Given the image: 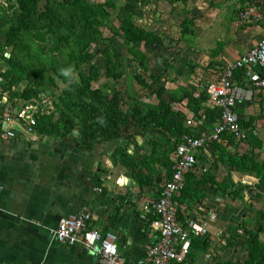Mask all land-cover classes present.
<instances>
[{
	"label": "crops",
	"instance_id": "0c3cea01",
	"mask_svg": "<svg viewBox=\"0 0 264 264\" xmlns=\"http://www.w3.org/2000/svg\"><path fill=\"white\" fill-rule=\"evenodd\" d=\"M205 1L151 0L145 9V17L139 18L163 35L165 50L184 59L176 68L185 69L190 62L195 66V72L188 77L168 74L162 80L167 78L177 83L178 91L180 86H185L196 97L203 89L202 85L218 79L221 66L234 62L264 37V0H214L211 7ZM253 3L259 6L261 16L255 21L243 22L240 12ZM227 10L233 14V19L229 29L222 28L227 33L226 40L203 50L194 48V43L188 44L186 36L198 37L205 30L203 28L220 26L227 17ZM187 17L193 19V24L189 26L191 34L184 36L181 29ZM155 19L159 20L158 25ZM169 57L165 58L168 63L163 67L175 68L169 64ZM4 66L0 52V73ZM238 72L235 77L240 82L243 74ZM171 88L177 91L176 87ZM177 94L185 95L187 92L182 90ZM0 97L3 101L1 114L7 111L14 113L23 102L11 97L1 85ZM164 98L169 99L167 94ZM172 104L175 110L185 112L189 133L211 130L220 118L208 126L207 107L215 108L210 100L198 113L188 106V98ZM253 106L258 107L256 111ZM235 110L248 136L256 130L257 134L253 135L264 139V129L259 122L264 114V88L256 90L252 100L240 102ZM188 116L201 124H188ZM252 118V125L243 123V120ZM10 125L17 129L18 135L0 140V264H100L97 253L92 249L61 244L54 239L59 221L85 207L93 214L91 227L117 234L124 264H141L142 261L143 264H151L146 258L148 247L156 242L157 236H153L151 226L156 215L153 210L148 211L144 203L160 197L163 182L172 174L171 155L176 147L174 136H170V145L163 147L160 161H155L152 164L154 170L149 172L142 161L151 157L152 132L137 136L139 146L129 143L126 147L129 156L124 159L115 155L118 140L95 138L88 142L78 131L62 136L43 133L36 127L28 131L21 126L29 132L27 134L16 127L15 121ZM225 135L230 134H224L223 139ZM218 144L223 147L220 151L211 145L201 149L197 154V164L185 174L184 186L187 183L188 189L202 178H207L209 183L195 191L199 194L196 197L192 198L187 191L183 193V188L174 197L178 204V219L184 225L191 219H202L208 223L209 230L205 235H193L188 256L175 264H249L250 236L264 243V221L260 223L256 217L257 210L262 209L255 206L256 197L264 193V189L258 186V178L233 170L228 164H221L219 169L212 168L221 151L243 153L248 145H232L225 139ZM263 149L257 148L259 156ZM137 158L142 159L139 161ZM134 161L141 164V168H134ZM211 172L215 181L226 183L233 180L236 187L242 185L243 197L224 192L212 181ZM253 264L261 263L256 261Z\"/></svg>",
	"mask_w": 264,
	"mask_h": 264
},
{
	"label": "trees",
	"instance_id": "16d2710c",
	"mask_svg": "<svg viewBox=\"0 0 264 264\" xmlns=\"http://www.w3.org/2000/svg\"><path fill=\"white\" fill-rule=\"evenodd\" d=\"M39 1L0 0V52L5 64L0 73L2 89L21 100L48 94L55 107L51 113L40 114L37 118L35 127L39 131L62 136L78 131L88 142L95 138L118 140L115 155L124 159L129 156L126 148L129 143L139 146L137 136L152 132L151 157L142 161L152 172V164L160 161L163 147L170 145V136L181 138L189 133L185 112L175 110L172 103L188 98V106L198 113L210 100L207 84L202 85L197 97L185 86L179 88L187 92L185 95H178L179 91L166 84L152 89L162 79L151 70L145 47L157 49L160 56L167 58L165 40L150 25L141 26L135 19L145 17V9L151 0H125L122 4L115 0H47L44 9H39ZM115 19L119 25L115 24ZM192 24L193 19L187 17L181 29L184 36L191 34L189 26ZM105 28H109L112 35H105ZM113 35L122 38L136 63L150 72L151 81L140 73H135V76L149 89L146 96L151 101H145V96L138 92L125 91L119 86L126 73L128 59L113 43ZM102 44L105 45L103 49L100 48ZM94 46L99 47L97 54L103 58V65L93 63L97 55L92 49ZM164 70L167 71L168 66H164ZM238 71H235L236 76ZM194 72L195 66L191 62L185 69H176V73L186 77ZM103 77L107 80L101 83ZM95 83L101 84L94 86ZM165 94L168 100L164 98ZM207 108L206 121L208 126H212L220 117V109ZM253 121L254 118L243 120V123L250 126ZM157 134L159 136L155 137ZM225 136L228 143L236 146L245 143L248 149L243 153L221 151L212 168L219 169L221 164H228L233 170L257 177L259 186L264 189V158L261 159L257 151V148H264V139L253 133L243 142L236 141L231 135ZM218 143L215 141L211 146L220 151L223 147ZM137 159L141 161L142 158ZM133 163L134 168L141 165ZM212 181L224 192L243 197V186L236 187L233 180L220 183L212 174ZM206 183H209L207 178L199 179L189 189L186 183L183 193L187 191L192 198L196 197L199 195L196 192ZM257 194L261 195L258 191ZM256 217L260 223L263 222L264 209L257 210ZM250 245L248 263L257 261L264 264V243L250 236Z\"/></svg>",
	"mask_w": 264,
	"mask_h": 264
},
{
	"label": "built area",
	"instance_id": "2783aa9c",
	"mask_svg": "<svg viewBox=\"0 0 264 264\" xmlns=\"http://www.w3.org/2000/svg\"><path fill=\"white\" fill-rule=\"evenodd\" d=\"M240 16L243 22L258 20L261 16L260 8L253 3L243 9ZM219 70L218 79L207 83L210 103L220 109L219 120L211 130L200 129L197 133H185L181 138H173L176 147L171 155L172 174L163 182L160 197L144 203L145 208L153 210L156 215L151 222L152 234L157 236L156 242L148 247L146 258L151 264L184 261L192 247V236L205 235L209 231L208 223L202 219H191L184 225L178 219V204L174 197L184 186L185 174L197 164V154L201 149L215 141H223L224 134H230L239 142L248 139V133L235 109L240 102L252 100L256 90L264 88V37L247 53L221 66ZM238 70L243 74L240 82L235 78V71ZM0 81H3L2 76ZM2 102L0 97V140L18 135L17 129L10 125L13 121L30 131L36 126L40 114L51 113L54 109L44 94L39 98L23 100L14 113L7 111L1 114ZM194 121V118L188 116V124H201ZM253 133L257 134L256 130ZM92 217V212L85 207L77 214L62 218L54 231V239L61 244L92 249L97 253L100 264H124L117 244V234L91 227Z\"/></svg>",
	"mask_w": 264,
	"mask_h": 264
},
{
	"label": "rangeland",
	"instance_id": "374dc122",
	"mask_svg": "<svg viewBox=\"0 0 264 264\" xmlns=\"http://www.w3.org/2000/svg\"><path fill=\"white\" fill-rule=\"evenodd\" d=\"M115 1H116L117 4H122V3H124L125 0H115ZM205 2H207V4H208L207 6L208 7H211L212 5L215 4L214 0H211L210 2H209V0H206ZM206 9L207 8H205V10ZM214 11H211V12H214ZM226 13H227V17L224 18L223 23L220 26H215L214 25L210 29L203 28L205 30H203L202 34L199 35L198 37H195V36H192V35L186 36V39L189 42L188 44L194 43V45H195L194 48H197V49L199 48V50H203V49L209 48V46L211 44H213V43L214 44H216V43L219 44L220 40H223V41L226 40L227 33L225 31L223 32L222 28H228L229 29V27L231 25V21L233 19V14H230L228 12V10L226 11ZM135 19H136V23L137 24H139L141 26H145L143 21H140L139 18H135ZM155 22L157 23L156 25H158L159 20L155 19ZM115 24L119 25V21L117 19H115ZM197 33H198V31H196L195 35H197ZM104 34L107 35V36L112 35V33L110 32L109 28H105ZM174 37H176V36H174ZM112 38H113V43L115 44V46L122 52V55L125 56L128 59V60H126V65H125L126 73L120 79L119 86L125 91L129 90L130 92H138L143 97L145 96L143 98L145 101H151V98L149 99L146 96L147 93L149 92V89L147 87H145L144 85H142L138 81L137 77L135 76V73H140L143 77L145 76L148 79V81H151L152 79L149 76L150 72L146 71L145 69H143L142 67H140V65H138L136 63V61L133 58V56H131L129 54V52L127 50V47L125 46L122 38H120L118 36H115V35H113ZM98 48H99L98 46H94L92 48L93 51H95L96 54L98 53ZM100 48H102V49L105 48V45L104 44L100 45ZM145 50H146V53L148 54V62H149V66H150L151 70H153L156 75H160L161 79L165 78V77H162L163 75L164 76H166L168 74H170L171 76L172 75H176L177 74L176 73V69H177L176 67H178V65L182 64V61L184 60V59L181 60L178 55H175L176 53L175 54H170V52L166 49L167 51L165 50V54L167 53V55L170 56L169 57L170 58L169 64L172 63V65L175 68H171V69L168 68V71H165L163 65L168 63L167 59H165L166 57L164 55L160 56L159 50H157V49H154V48H151V47H145ZM93 61H94L93 63L99 64V65H103V62H104V60H103V58L101 57L100 54H97ZM103 69L105 70V68H103ZM198 70L202 71V69H198ZM106 80H107V78L103 77L101 79V83L105 82ZM101 83H95L94 86H98ZM162 84H164V85L166 84L169 87H173L174 86V87H176V89L178 91V86L179 85L177 83H173L170 79H167V78L165 80L159 81L156 85H154L152 87V89H157L159 87V85H162ZM44 96L47 97L48 99H50L51 102L48 103L49 105H52V104L54 105L53 100L51 99V97L48 96V94L44 93ZM253 107H254L253 110H255V111L258 108V107L256 108V106H253ZM49 109H52V108H49ZM259 122L262 125L261 127L264 129V114H262L261 119H260ZM243 147L244 146L242 145V148ZM259 157H261V159L264 158V149H263V151H261V154H260ZM259 188H261V187L259 186ZM256 205H257V207L259 205V206H261L262 209H264V193L260 197H256L255 206Z\"/></svg>",
	"mask_w": 264,
	"mask_h": 264
},
{
	"label": "water",
	"instance_id": "95a60500",
	"mask_svg": "<svg viewBox=\"0 0 264 264\" xmlns=\"http://www.w3.org/2000/svg\"><path fill=\"white\" fill-rule=\"evenodd\" d=\"M47 3V0H40L39 3H38V6H39V9H44L45 8V5ZM14 122V121H13ZM12 122V123H13ZM16 127H18V129H22V127L18 124L16 125ZM23 130V129H22ZM25 131V130H23ZM27 134H29V132L25 131Z\"/></svg>",
	"mask_w": 264,
	"mask_h": 264
},
{
	"label": "clouds",
	"instance_id": "9594fccd",
	"mask_svg": "<svg viewBox=\"0 0 264 264\" xmlns=\"http://www.w3.org/2000/svg\"><path fill=\"white\" fill-rule=\"evenodd\" d=\"M65 74H67V73H65Z\"/></svg>",
	"mask_w": 264,
	"mask_h": 264
}]
</instances>
